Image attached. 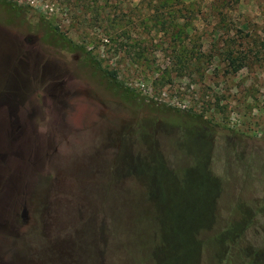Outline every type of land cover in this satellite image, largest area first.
<instances>
[{"label":"rangeland","instance_id":"374dc122","mask_svg":"<svg viewBox=\"0 0 264 264\" xmlns=\"http://www.w3.org/2000/svg\"><path fill=\"white\" fill-rule=\"evenodd\" d=\"M25 31L43 58H0V264H97L104 216L125 230L120 264H135L131 220L152 212L122 165L141 152L134 139L146 117L170 129L156 138L165 155L187 113L216 126L209 167L223 189L219 223L204 237L239 218L236 203H264V0H0V55ZM231 50L246 55L235 72ZM53 62L60 71L22 69ZM212 195L197 204L203 217Z\"/></svg>","mask_w":264,"mask_h":264},{"label":"trees","instance_id":"16d2710c","mask_svg":"<svg viewBox=\"0 0 264 264\" xmlns=\"http://www.w3.org/2000/svg\"><path fill=\"white\" fill-rule=\"evenodd\" d=\"M49 39L53 40L51 37ZM245 58L241 51L238 55H234L232 50L228 51L227 62L231 71L240 69ZM97 70H101V76L106 78L110 88L121 96L130 97L129 93L133 90L126 87L121 89L122 83L116 78L115 70L102 68L98 62ZM163 124H157L153 117L142 118L134 139L141 146V152L132 156L126 153L127 163L122 165L132 178L133 188L136 195L142 198L145 211L149 208L152 212L148 219L136 216L131 220L136 227L135 230L130 228V231L140 235L138 244L136 239L133 241L138 249L135 251V264H175L172 260L178 261L176 264H264L255 255L252 256L255 250L254 253L263 257L264 261V249L256 246V241H260L261 225L264 224V219L259 220L264 218V203L257 206L238 202L236 207L242 215L237 220L220 224L209 237L202 234L219 223L216 204L223 189L222 179L215 176L209 167L216 150L213 145L216 126L202 113H187L184 122L178 125L171 123L177 128L176 136L172 139L174 153L165 155L155 149L159 133L170 134V129ZM177 160L184 165L179 171L175 164L170 163ZM119 172V166H114L110 172L111 178ZM212 189L208 207L211 204L213 213L210 217H203L197 204L202 197L209 196ZM106 218L109 220L107 227L100 223ZM189 218L193 221L191 225L186 223ZM111 223L108 216L97 220V264L122 263L121 253L124 250L120 247L123 242L120 237L125 230L116 231ZM129 250L127 248V253Z\"/></svg>","mask_w":264,"mask_h":264},{"label":"flooded vegetation","instance_id":"af4514ba","mask_svg":"<svg viewBox=\"0 0 264 264\" xmlns=\"http://www.w3.org/2000/svg\"><path fill=\"white\" fill-rule=\"evenodd\" d=\"M26 32V31H25ZM25 34V35H23ZM22 36V38H21ZM4 44H6L7 51L6 53L1 56V59H12L16 58L19 60L24 61H33L35 59H40L43 57H39L38 50L35 48L38 43L35 42V39L33 37L29 36V33L21 32L20 36L16 38H6V40L2 41ZM48 43H50L48 41ZM43 56V55H42ZM34 67H26L23 68L25 71H60L59 67L56 65V62H53L52 64H41L39 67H35L36 64L32 63ZM31 65V64H30ZM20 68L16 67V71H19Z\"/></svg>","mask_w":264,"mask_h":264}]
</instances>
